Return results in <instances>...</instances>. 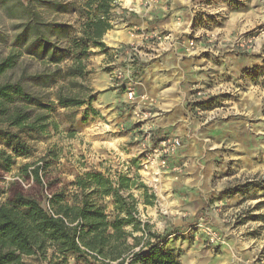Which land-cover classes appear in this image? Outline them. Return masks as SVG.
<instances>
[{
	"label": "rangeland",
	"instance_id": "obj_1",
	"mask_svg": "<svg viewBox=\"0 0 264 264\" xmlns=\"http://www.w3.org/2000/svg\"><path fill=\"white\" fill-rule=\"evenodd\" d=\"M145 1L116 0L105 47L91 45L87 60L90 106L54 105L57 127L26 138L31 152L0 169V203L19 188L50 209L55 193L74 202L73 181L85 173H101L114 187L119 174L137 177L129 193L140 217L168 234L181 264L264 261V0ZM74 8L52 17L77 27ZM14 22L0 10V58ZM151 31L168 36L146 39ZM120 69L138 80L133 103L119 86ZM170 138H179V149L164 166L151 165L148 154ZM25 164L41 166L42 184L20 174ZM140 183L154 194L151 204ZM101 202L115 211L111 196ZM200 223L223 242L211 244ZM66 264L96 263L69 254Z\"/></svg>",
	"mask_w": 264,
	"mask_h": 264
},
{
	"label": "trees",
	"instance_id": "obj_2",
	"mask_svg": "<svg viewBox=\"0 0 264 264\" xmlns=\"http://www.w3.org/2000/svg\"><path fill=\"white\" fill-rule=\"evenodd\" d=\"M115 4L0 0V10L16 21L9 52L0 58V169L9 171L16 157L31 152L26 138L57 127L49 116L56 103L64 108L90 106L93 96L85 79L92 70L87 60L91 45L105 47L102 38L112 28ZM74 6L77 27L52 17ZM33 61L41 67L28 63ZM40 171L39 165L25 164L20 174H32L42 184ZM138 183L137 177L119 174L114 187L101 173H85L73 181L78 189L74 202L55 193L50 209L37 196L15 188L0 203V264H66L69 254L96 264H181L166 246L168 234L152 230L140 217L139 202L129 193ZM140 186L143 203L151 204L154 194ZM109 196L115 203L112 214L101 202Z\"/></svg>",
	"mask_w": 264,
	"mask_h": 264
},
{
	"label": "built area",
	"instance_id": "obj_3",
	"mask_svg": "<svg viewBox=\"0 0 264 264\" xmlns=\"http://www.w3.org/2000/svg\"><path fill=\"white\" fill-rule=\"evenodd\" d=\"M153 1V0H149ZM146 3L148 0L145 1ZM144 17H147L145 14ZM168 35H160L158 31H151L148 32V34L145 36L146 39H154L157 41H162L163 39H166ZM193 41L191 40L190 45H193ZM171 43V42H170ZM126 50H122V52H125ZM128 71L124 69H120L117 72L116 77L121 80L120 81V87L123 89L127 101L130 103H133L136 99V85L138 84L137 78H133L130 74L127 73ZM136 114L139 116V112L137 111ZM181 146V142L179 138H170V139H164L162 140L157 146L153 148V150L148 154V160L151 165H156L158 162H160L161 166H164L167 162V158L172 155L174 152H176L179 147ZM202 228V230L207 234L209 242L211 244H219L223 242L222 236L215 231L211 226L204 225L202 223L198 224ZM245 264H264L263 260L253 259V260H247L244 262Z\"/></svg>",
	"mask_w": 264,
	"mask_h": 264
},
{
	"label": "crops",
	"instance_id": "obj_4",
	"mask_svg": "<svg viewBox=\"0 0 264 264\" xmlns=\"http://www.w3.org/2000/svg\"><path fill=\"white\" fill-rule=\"evenodd\" d=\"M116 11V10H115ZM116 13H118L117 11H116ZM158 13H161V11L160 12H158ZM142 21L143 22H145V19H142ZM146 23V22H145ZM108 36V38H111V35L109 34V35H107Z\"/></svg>",
	"mask_w": 264,
	"mask_h": 264
}]
</instances>
